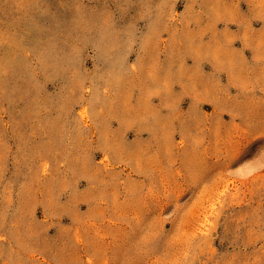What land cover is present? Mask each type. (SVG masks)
I'll list each match as a JSON object with an SVG mask.
<instances>
[{"label": "rangeland", "instance_id": "obj_1", "mask_svg": "<svg viewBox=\"0 0 264 264\" xmlns=\"http://www.w3.org/2000/svg\"><path fill=\"white\" fill-rule=\"evenodd\" d=\"M0 264H264V0H0Z\"/></svg>", "mask_w": 264, "mask_h": 264}]
</instances>
